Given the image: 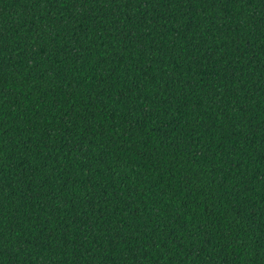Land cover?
I'll return each instance as SVG.
<instances>
[{"label": "trees", "instance_id": "trees-1", "mask_svg": "<svg viewBox=\"0 0 264 264\" xmlns=\"http://www.w3.org/2000/svg\"><path fill=\"white\" fill-rule=\"evenodd\" d=\"M0 264H264V0H0Z\"/></svg>", "mask_w": 264, "mask_h": 264}]
</instances>
